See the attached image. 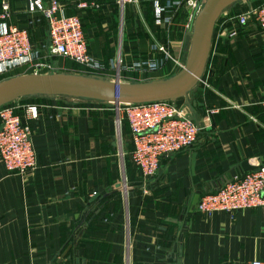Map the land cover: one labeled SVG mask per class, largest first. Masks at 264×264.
I'll return each mask as SVG.
<instances>
[{"label": "crops", "instance_id": "crops-1", "mask_svg": "<svg viewBox=\"0 0 264 264\" xmlns=\"http://www.w3.org/2000/svg\"><path fill=\"white\" fill-rule=\"evenodd\" d=\"M61 1L68 2V14H80L87 51L103 65L88 73L110 78L119 73L124 81L170 76L179 70L170 59L160 69L147 66L151 54L162 57L160 45H172L173 58L185 59L194 13L187 5L176 15H187L178 37L170 26L155 25L146 2L92 0L97 7L78 9L74 0ZM28 2L7 0L5 22L26 28L35 47L46 46V20ZM118 54L127 68L139 62L146 71L117 72ZM50 58L45 60L52 64ZM188 99L190 106L184 97L176 101L199 121L197 140L163 157L147 178L131 161L129 126L123 115L117 117L114 102L66 95L18 98L19 115L24 104L38 105V116L27 120L35 167L19 174L0 160V264L264 261L263 207L205 215L192 206L196 193L232 179L231 171H249L239 172L243 161L256 167L250 170L264 167V31L247 24L227 37L214 28L203 76Z\"/></svg>", "mask_w": 264, "mask_h": 264}, {"label": "built area", "instance_id": "built-area-1", "mask_svg": "<svg viewBox=\"0 0 264 264\" xmlns=\"http://www.w3.org/2000/svg\"><path fill=\"white\" fill-rule=\"evenodd\" d=\"M203 1L165 0L161 8L155 4L154 23L162 27L170 24L183 5L193 10V19ZM241 1L234 3V6L240 4L238 8L222 11L214 25L218 34L236 36L247 24L264 31V0H257L254 4ZM30 3L34 11L46 20L48 44L35 47L26 28L7 25L4 20L9 16V8L7 0H3L0 12V21H4L0 22V76L11 74L17 68L50 73L54 71V66L45 60L48 54L68 58L89 72L103 69V65L87 51L80 14H68L61 0H30ZM74 5L78 9L98 6L92 0H74ZM44 48L48 49V53H42ZM158 50L163 55L159 58L151 54L147 61L149 68H163L167 59L172 60L179 69L182 67L184 60L173 58L169 46L160 45ZM131 67L139 72L146 71L139 62ZM117 79L121 80L119 73ZM16 100L0 106V160L8 171L25 174L35 167V152L27 120L38 116V105L33 102L24 104L23 114L19 115ZM115 110L117 117L123 115L129 126L133 143L131 161L147 178L156 173L163 157L192 145L201 129L199 121L191 118L187 112V105L177 101L115 103ZM252 207L264 208V167L235 174L232 179L216 183L213 190L199 194L196 204V209L205 215ZM250 264H264V261L254 260Z\"/></svg>", "mask_w": 264, "mask_h": 264}, {"label": "water", "instance_id": "water-1", "mask_svg": "<svg viewBox=\"0 0 264 264\" xmlns=\"http://www.w3.org/2000/svg\"><path fill=\"white\" fill-rule=\"evenodd\" d=\"M239 0H204L193 15L186 56L174 74L154 79L124 81L93 73H23L0 80V106L25 96L66 95L114 103H139L184 97L201 80L210 54L214 25L223 10ZM241 171L255 169L245 160ZM236 174V171H231ZM239 175V174H238ZM194 195L192 206L197 204Z\"/></svg>", "mask_w": 264, "mask_h": 264}, {"label": "rangeland", "instance_id": "rangeland-1", "mask_svg": "<svg viewBox=\"0 0 264 264\" xmlns=\"http://www.w3.org/2000/svg\"><path fill=\"white\" fill-rule=\"evenodd\" d=\"M132 1H135V0H132ZM136 1L138 3H141V4L142 3H145V2L148 3V4H150L152 17L150 15V12L149 11H148V14L150 15V17L152 18L153 21H154V14H155V11L157 9L155 7V4H158V6L160 8L163 7L164 4H165V0H136ZM64 3H65V6H66V9L68 11V2H64ZM27 7H28L29 10H31V11L34 12V9L32 8L30 2H28ZM8 8H9V5H8ZM178 12L175 13V15H174L172 21L170 22V24H167L166 26H170V30L169 31H171V30L177 31V35L179 37V34L181 36V33H182L183 29L185 27H187V15H186V13L185 14H181L182 16L180 15V17H179L180 19H179V18H176V15L178 14ZM181 13H183V12H181ZM4 21H6V20H4ZM4 21H0V22H4ZM130 24L132 25V21L130 22ZM137 25L134 24V26H137ZM139 25L141 26L142 24H139ZM124 36H125L124 38H127L126 34ZM41 45H44V44H41ZM169 49H170L171 54H173V52H172V45L169 46ZM42 53H48V49L47 48H44ZM48 55H50V54H48ZM118 55L119 56L117 57V64H116L117 67L115 68V70H117V72H118V70L119 71L121 70V74H130V73H132L134 69L127 68V66H124V64H122L120 62V54H118ZM50 56H51L50 60H51V62L53 64V66H54V71H56V72L59 69L65 70L66 72H70V73H88L90 71V70L84 68V66H82V65H80V64H78L76 62H73L71 60L70 61L65 60L62 57L57 56V55H50ZM175 67H178V65H176ZM23 71H31V69L24 68V69H19V70H16V71L14 70L12 74H7V75L0 76V79H4V78L10 77V76H14V74L20 73V72H23ZM171 71H173V70H171Z\"/></svg>", "mask_w": 264, "mask_h": 264}]
</instances>
